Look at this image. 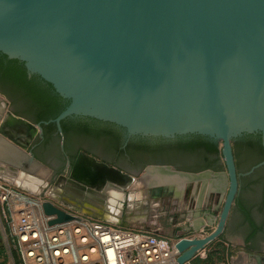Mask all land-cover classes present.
I'll return each instance as SVG.
<instances>
[{"label": "water", "instance_id": "obj_1", "mask_svg": "<svg viewBox=\"0 0 264 264\" xmlns=\"http://www.w3.org/2000/svg\"><path fill=\"white\" fill-rule=\"evenodd\" d=\"M0 93L15 157L2 164L34 157L67 177L81 149L134 177L171 165L136 179L222 203L205 209L211 233L175 243L177 264L222 235L233 204L230 264H264V0H0ZM41 209L48 226L72 220Z\"/></svg>", "mask_w": 264, "mask_h": 264}, {"label": "built area", "instance_id": "obj_2", "mask_svg": "<svg viewBox=\"0 0 264 264\" xmlns=\"http://www.w3.org/2000/svg\"><path fill=\"white\" fill-rule=\"evenodd\" d=\"M10 183L0 182V215L3 243L13 264H177L175 243L179 239L206 236L169 238L151 227L134 229L122 218L118 203L115 209L110 205L114 210H107L108 199H104L105 207L92 206L100 211H76L46 195V187L32 201ZM44 202H51L72 220L48 226L55 216L44 215ZM117 209L120 215L114 220ZM204 252L205 248L192 258H203Z\"/></svg>", "mask_w": 264, "mask_h": 264}, {"label": "rangeland", "instance_id": "obj_3", "mask_svg": "<svg viewBox=\"0 0 264 264\" xmlns=\"http://www.w3.org/2000/svg\"><path fill=\"white\" fill-rule=\"evenodd\" d=\"M0 102H6V98L3 97L0 94ZM90 157V156H89ZM101 163V162H100ZM74 170H71L68 174L67 177H63V180H65V182H68L71 180V175L73 173ZM13 173L12 171L8 170L7 168L1 169L0 168V182H2V180H7L10 181L12 183H10L9 185H11V187L13 189L19 190L22 193H26L27 194V198L29 200H34L35 196L38 194H30L27 191H23L24 189L21 188L17 183L18 181L22 180L23 177L27 176L36 180L41 181L42 183H44V181L42 179H40L39 177H35L34 175H31L29 173H25L23 171H20L19 173H15L13 177L9 178V176H7L4 173ZM129 177V176H127ZM65 178V179H64ZM131 179V184H134V182L138 185L140 182L137 181L136 177H129ZM135 178V179H133ZM17 180V181H16ZM100 182V181H99ZM112 182H114V180L112 179ZM111 182V184L109 185H104L101 184V187L99 189L95 188V186H89V185H85V184H80L78 182V184L83 188V193L85 194V198L91 202L92 204H94L98 207H104L106 204H104V199H108V203L109 205H106L107 207L109 206L111 209V206L115 205V204H119L120 206H122L121 212H122V218L124 220H126L127 222H129L130 227L134 228V229H143L145 227H151L156 229L157 231H159L163 236L165 237H185V236H200V235H208L209 233L212 232V230L215 227V224L212 223H206L202 228H192L191 226H188V229L185 230V224H189L186 222V219H192L193 216H202L204 212H206V208L208 207L207 205H201V202L199 200V198H197L194 195V198L192 196V198H188L187 197V192H184L185 195H183L182 198L178 199H172V198H163V197H152L149 194H143L145 191L144 189L140 188L141 184L139 185L138 190L134 191L136 194H132L130 195V197H133L135 200L132 203V210H129V200H128V194H129V189H131V187H127V189L124 190L125 187H120L119 185H116ZM102 183V182H101ZM45 184V183H44ZM61 184V183H59ZM46 185V184H45ZM91 185V184H90ZM92 185H94L92 183ZM115 186V187H114ZM55 187V189L53 190V188ZM57 185H52L47 189V192H44L46 195H50L52 198L54 199H59L61 197H59V193H57V189H56ZM105 187V188H104ZM23 190H21V189ZM108 188H111L116 190H109ZM137 189L135 186L133 187V189ZM140 188V189H139ZM86 189L88 190V192L86 191ZM97 189V190H96ZM114 192V193H113ZM118 192H120L122 195L121 196H116L115 194H117ZM128 192V193H127ZM114 195H113V194ZM62 194V193H61ZM126 194V195H125ZM93 195H97V199L99 198V200H95L93 201ZM105 195V197H104ZM204 195V193H203ZM213 199L216 201L218 200V197H213ZM102 200V201H101ZM199 200V201H198ZM100 202V204L98 203ZM149 202V203H148ZM149 204H151L149 206ZM111 205V206H110ZM106 207V208H107ZM222 207V203L220 202V204L217 206V208H210L211 211H213V213H218L220 211ZM108 210V209H107ZM100 211V210H99ZM102 212V211H101ZM134 214L131 217L129 216V214ZM213 213H210L211 215H215ZM142 217V218H140ZM200 221H203L201 219V217H199ZM189 221V220H188ZM196 220H193L194 223ZM205 223V221H204ZM206 249V248H205ZM224 257H220V255L213 257V255L211 253H207L205 254V257L201 258L199 256L192 258L191 260H189L187 263L185 264H221L224 263Z\"/></svg>", "mask_w": 264, "mask_h": 264}, {"label": "bare ground", "instance_id": "obj_4", "mask_svg": "<svg viewBox=\"0 0 264 264\" xmlns=\"http://www.w3.org/2000/svg\"><path fill=\"white\" fill-rule=\"evenodd\" d=\"M3 110H4V103L3 102H0V113ZM11 159H14L15 160V157L13 155L7 156V155L3 154L1 152V150H0V168L1 169L6 168V167H3V164L1 163L2 162L1 160L9 161ZM4 174H6L7 176H9V178H11V177L14 176L15 173L14 172L13 173H11V172L7 173L6 172ZM31 174H33V172ZM112 179L114 180L115 183L112 182ZM78 182L80 184H85V185H89V186H92V187L95 186V188L98 187L97 189H99L101 187V184L109 185V184H111V182L113 183V185L116 184V185H119L120 187H125L124 190L127 189V187H131V189L128 190L129 191L128 200H129V210L130 211L132 210L131 209L132 208V203L135 200L133 197H130V195L136 194L134 191L138 190L137 187H139L140 184H141L140 185L141 186L140 188L143 187L142 189H144V186H145L143 183H139L137 185L136 184L137 182L136 183L134 182V184H131V179L129 177H127V175H124L120 171H118V170H116L114 168H110V167L106 166L103 163H99L96 160H94L92 157H89V156L84 155V154H81L79 156V158L77 160V163H76V167H75V169H74V171H73V173L71 175V180L68 181V182H65V180L60 179L59 182H58V184H57L56 189L58 190L57 193H59L60 192V189H61L60 187H62L63 185H65L64 186L65 187V191H64V195L63 196H66L68 199H70L69 201L75 202L76 204H80V205L82 204L85 207H92L94 204H92L91 202H89L85 198V194L83 193V188L78 184ZM59 183H61V184H59ZM92 183L94 185H92ZM17 184L21 188H23L25 191H27L28 193H30V194L40 193V191L42 190V188L46 186L41 181L36 180V179H33V178H30V177H27V176L23 177V179L20 180V181H18ZM134 186L137 189H135V188L133 189ZM54 189H55V187H54ZM108 189L110 190V188H108ZM111 190L116 191V190H114L112 188H111ZM86 191L88 192L87 189H86ZM144 191H145L143 193L144 195L145 194H149V191L148 190L144 189ZM115 195L116 196H121L122 194L120 192H118ZM95 197H96V200H99V198L97 199V195H93V198H94L93 201H96L95 200ZM104 197H105V195H104ZM25 201L28 204H32V202H30L28 200H25ZM98 203L100 204V202H98ZM115 208H116V204H115L114 209ZM107 209H108V211L114 210L112 208L110 209L109 206L107 207ZM119 215H120V211H119V209H117V212L115 213V215H113V218H115L114 220H118ZM132 215H134V214H131V213L129 214L130 217ZM108 216H109V214H108ZM140 218H142V217H140ZM204 225H205L204 220L203 221H200V220L197 219L194 222V228L195 229L196 228L203 227Z\"/></svg>", "mask_w": 264, "mask_h": 264}, {"label": "flooded vegetation", "instance_id": "obj_5", "mask_svg": "<svg viewBox=\"0 0 264 264\" xmlns=\"http://www.w3.org/2000/svg\"><path fill=\"white\" fill-rule=\"evenodd\" d=\"M4 97V96H3ZM6 102L8 103V107H9V105H10V100H7L6 99ZM8 110V109H7ZM10 112V111H9ZM11 113V112H10ZM12 114V113H11ZM12 115H14V114H12ZM15 116V115H14ZM16 117H19V116H16ZM21 118V117H20ZM22 119H24V118H22ZM25 120V119H24ZM27 121V120H26ZM29 122V121H28ZM30 123V122H29ZM32 124V123H31ZM37 135V134H36ZM35 138V137H34ZM34 140V139H33ZM32 140V141H33ZM31 144V143H30ZM217 149H219L220 150V152H219V154H217L218 155V158H219V160H220V163H221V168H222V171H224L225 170V167H224V163H223V161H222V157H221V148H220V143L217 141ZM232 152H233V159H234V165H235V170H236V173H238V171H237V167H236V159H235V157H234V148H233V142H232ZM25 154L26 155H28V156H31V155H29L26 151H25ZM80 154H84V155H87V156H90V157H92L94 160H96L97 162H101V163H103V164H105L106 166H108V167H110V168H114V169H116V170H118V171H120L121 173H123L124 175H127V176H129V177H134V176H132V175H130V174H128V173H126V172H124V171H122V170H120L119 168H117V167H115V166H113V165H111V164H109V163H107V162H105V161H103V160H101V159H99V158H97V157H95V156H93V155H91V154H89V153H87V152H85V151H83V150H81V149H79L78 151H77V154H76V156H75V159H74V161H73V164H72V166H71V169H70V171L73 169V166H74V163H75V161H76V159H77V157L80 155ZM32 157V156H31ZM32 160H33V162H31V161H29L28 159H23V160H21V161H18V162H15L14 164H3V167H6L8 170H10V171H12V172H14V173H19L20 171H23V172H25V173H29L30 171V173L29 174H31L32 172H33V174H31V175H34L35 177H39L40 179H42L43 181H44V183L46 184V189H48L50 186H52V185H57L58 184V182H59V180L60 179H62L63 180V175H61V174H59V173H57L56 171H54V170H52L51 168H49V167H47L46 165H44L43 163H41V162H39L37 159H35L34 157H32ZM33 165V166H32ZM147 166H168V167H170V168H172V166L171 165H145L144 167H143V169L140 171V173L136 176V178L142 173V171L147 167ZM32 167V168H31ZM36 167V168H35ZM205 170H209V169H205ZM69 171V172H70ZM176 171V170H175ZM65 185H63L62 187H60L61 189H60V192H59V197H61V198H59V200H61V201H63L64 203H66L67 205H69L70 206V208L72 209V210H76V211H82V210H90V208H94V209H96L95 207H85V206H83L82 204L80 205V204H76L75 202H70L69 200L70 199H68L66 196H63L64 195V191H65V187H64ZM54 189V188H53ZM63 191V192H62ZM62 193V194H61ZM161 197H163V198H170V197H167V196H161ZM160 198V197H159ZM151 204H149V206H150ZM96 210H100V209H96ZM95 210V211H96ZM102 210V209H101Z\"/></svg>", "mask_w": 264, "mask_h": 264}, {"label": "crops", "instance_id": "obj_6", "mask_svg": "<svg viewBox=\"0 0 264 264\" xmlns=\"http://www.w3.org/2000/svg\"><path fill=\"white\" fill-rule=\"evenodd\" d=\"M204 192H201L200 191V187L198 186L197 188L194 189V187H192V189H190L188 192H187V197L188 198H194V195L199 198L200 202H201V205H207L208 207H211L212 209L213 208H217V206L220 204V201L217 200L216 203H215V200L213 199V197H209L207 196L205 193L203 195ZM184 192L180 195V197H170L172 199H180L183 197ZM198 200V201H199ZM235 203V202H234ZM234 206V204H233ZM233 206L231 208V211L229 213V217H228V220H227V223L225 225V228H224V231L222 233V235L212 241L211 243H209L205 248V254H209L211 253L213 255V257H216L218 255H220V257H224V263H221V264H230L229 262V243L223 238V235L225 233V230L227 228V224H228V221H229V218H230V215L232 213V209H233ZM199 217H201L202 220L205 221V224L206 223H212L216 218L217 216H213V215H208L207 212H204L202 216H193V218L190 220V219H186V222L189 223L188 225L185 224V230L188 229V226L194 228V223H191L193 222V220H197L199 219ZM189 220V221H188ZM1 215H0V264H13L12 262V259L10 258V256L8 255L7 253V250L5 249V244L3 243V239H2V230H1ZM202 228V227H200ZM195 229V228H194Z\"/></svg>", "mask_w": 264, "mask_h": 264}, {"label": "trees", "instance_id": "obj_7", "mask_svg": "<svg viewBox=\"0 0 264 264\" xmlns=\"http://www.w3.org/2000/svg\"><path fill=\"white\" fill-rule=\"evenodd\" d=\"M1 94V93H0ZM2 96H4L3 94H1ZM5 97V96H4ZM6 98V97H5ZM7 99V98H6ZM8 100V99H7ZM219 152H220V150L219 149H217V154H219ZM234 157H235V154H234ZM236 167H237V165H236ZM201 171H203V170H201ZM15 264H17L16 262H15Z\"/></svg>", "mask_w": 264, "mask_h": 264}]
</instances>
